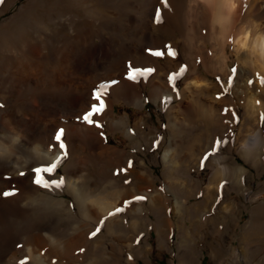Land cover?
I'll return each mask as SVG.
<instances>
[{
  "label": "rangeland",
  "instance_id": "1",
  "mask_svg": "<svg viewBox=\"0 0 264 264\" xmlns=\"http://www.w3.org/2000/svg\"><path fill=\"white\" fill-rule=\"evenodd\" d=\"M255 1H237L235 8L237 14L233 16L235 22L232 23L231 32L229 30L228 34L226 33L223 46L219 40H215L213 45L211 41L206 40L210 32L208 24L212 20L207 13L199 16L206 23H201L198 26L200 28L195 26V29L194 27L193 30L190 29L194 25L192 24L194 18L189 16V0L170 3L176 13L166 21L157 18V11L160 13L161 10L160 4L152 8L150 23L155 28L159 25L169 31L170 34L164 39V46L170 48V52L172 49L176 55L168 56L166 61L164 57H160V63H156L151 52L159 48L153 44V38H146L145 41L132 37L133 41L129 40L130 43L137 42L141 46V51L147 55L144 59L138 60L131 56L132 54L126 55L123 47H120V54L111 62L115 61L114 63L118 62L121 65L124 63L132 70V73H121L122 77L129 80L127 75L133 74L137 69L155 71L144 78L140 76L135 81L129 80L134 83L138 81L140 102L137 104L126 102L123 96L113 101L115 98L107 95L106 99L113 101L112 112L104 113L103 110L99 114L101 116L96 115L93 118L101 127L86 125L79 117L90 109L89 105L96 103L94 92L100 91L103 99L104 94H108L104 93V87L101 88L107 83L103 78L104 68L98 71L92 80L84 82L89 93V104L82 113L71 116L77 122L79 131L77 137L79 136L80 140L77 139L73 143L65 142L68 160L70 158L77 160L75 163L77 168L75 167L72 173L77 192L71 193L65 182L60 188L50 187L46 190L44 187H38L33 183V175L29 177L27 188H19L10 173L4 172L0 175L1 182H8L2 189L3 192H0V198L6 199L24 192H39L38 194L44 198L61 201L57 213L52 214L49 209L43 211V222L50 226L43 231L39 239H32L30 217L23 222L9 220L0 230L1 243L3 238L6 240L12 233H17L23 224L25 228L30 227L26 228L29 230H27L29 237L28 239L20 237L12 242L8 255L12 259L0 264H29L30 260L26 257L27 254L24 255L23 250L31 241L38 244V251L42 252L50 264H82L84 255L79 248L85 239L91 241L93 248L91 258H87L88 261L95 262L98 255L97 259L101 258L98 264H182L184 258L181 252L187 244L192 248L193 264L257 262L250 256L252 247L249 246L251 240L249 221L251 213L256 208L264 207V61L254 53L239 51L233 43L241 23L250 27L251 22L255 20L254 17L253 19L250 17L251 22L244 21ZM27 3L28 0H0V25H6ZM258 3L261 5L256 11L261 9L262 12V18L258 22L264 27V0H259ZM3 7L5 10L2 11ZM187 16L193 20L190 22ZM137 26L138 23H135L134 27ZM29 27L27 25L19 30L22 29L21 33L27 32L30 39L40 37L45 51L52 49L57 43L55 35L51 33L52 30L48 31L50 36L44 39L39 28ZM19 30L14 33L11 30L4 34L17 50L20 48ZM154 33L157 32L150 30L148 35L155 38ZM198 37L205 38L208 48ZM190 38L195 43L193 45L191 43V46L186 41ZM206 55L207 58H204ZM176 73L179 75H175L170 84L169 75ZM0 76L7 79L9 73L0 72ZM195 78L200 79L202 84L208 83L206 86L210 89L205 90L204 87L201 91L200 89L188 91L187 85L190 86L189 82ZM160 80L167 86L163 93L174 95L170 103L164 101L163 93L160 96L151 94L152 86L160 83ZM94 81H96L94 88H91L92 86L88 84ZM38 82L39 80L30 79L28 86ZM9 85L10 83H7V86ZM25 98L21 91L12 104L15 106L23 104L26 102ZM6 102L0 98V110L6 109L8 106ZM176 106L179 107L173 108ZM110 113L113 120L122 122L123 128L108 125ZM63 118L65 117H62V114L55 118L50 117L43 121L41 127L47 129L49 125L55 126L56 135L57 130L64 127V123L61 124ZM86 128H91V132ZM88 135L97 138L96 143L92 144L93 147L81 141ZM217 141L220 143L215 149L213 146ZM49 145L52 151L61 149L56 141ZM166 152L167 155L164 154ZM208 153L212 154L205 160ZM36 164L30 168L31 174L33 169L42 167ZM226 166L241 169L238 181L230 180L226 177L228 175H224L221 168ZM218 167L222 173L210 183V177ZM48 169L49 173L42 179L49 182L59 181L60 177L65 175L63 165L54 173L50 171V165ZM21 170L16 172V178L23 177L28 171ZM168 170L171 173L165 176ZM21 173L24 175L21 176ZM110 182L115 184V187L112 184L111 186ZM209 185L210 188H207ZM13 189L16 190L14 195L2 194ZM114 189L119 190L120 194L109 195ZM195 190L196 193H193ZM79 191L102 202H114L116 210L120 207L124 208V211L112 220L105 221L107 210L86 203L87 207L82 209L85 212L88 208V215L85 217L80 211L85 206L81 203L82 207H79L81 205L77 200L82 197ZM141 196L145 199L139 201L134 199ZM177 203L182 204L180 213L186 211L183 215L176 210ZM195 203H201V210L206 215L191 224L186 215L188 209L183 206ZM65 210L74 216L78 224L74 227L75 231H82V234L77 245L69 247L66 252H60L59 248L56 250L50 247L51 243L46 234L53 235L56 241L60 240L58 232L67 217L64 214ZM161 218H164L165 222H162ZM102 221V230L96 232ZM162 224H165V230L159 231ZM93 232H96L95 236L91 235ZM100 236L101 239L96 240ZM259 260L264 264V254L259 256Z\"/></svg>",
  "mask_w": 264,
  "mask_h": 264
},
{
  "label": "bare ground",
  "instance_id": "2",
  "mask_svg": "<svg viewBox=\"0 0 264 264\" xmlns=\"http://www.w3.org/2000/svg\"><path fill=\"white\" fill-rule=\"evenodd\" d=\"M189 1L190 13H188L190 15H188L196 20L194 21L187 16V19L190 22L193 20L192 24H194L190 29L193 30V27L195 29V26L198 27L201 23H206V21L199 16L207 13V15L211 16L212 20L208 24L210 32L206 40L211 41L212 45L215 40H219L220 45L223 46L224 39L226 38L225 36L228 34V31L232 29V23L235 19L233 16L236 13L235 8L238 0ZM258 1L259 0H256L252 4L248 16L244 21L248 23L252 17H254L255 20L252 22L250 21V27H248L249 25L247 24L244 25L241 23L234 36L233 43L239 51L254 53L258 58L264 61V27L260 26L258 22L262 18L261 9L259 10L260 12L256 11L261 5ZM173 2H177V0ZM173 2L172 0H28V3L20 13L14 15L6 25H0V38H4L0 39V72L9 73L7 79L0 76V98L8 102L6 109L0 110V175L4 172H8L12 175L13 180L17 183L19 188H27L29 177L33 175L31 174L32 171H30V168L34 163H38V165L42 166L40 168L44 166L48 168L50 165L51 171V166L57 158L65 156L58 166L60 167L63 165L65 171V175H62L59 181L62 180L65 182V186H67L71 193H74L73 191L77 192L75 188V178L72 176L77 160L74 158L68 160L67 151H65L66 153L62 152L61 149L52 151L49 144L55 142L53 139L55 136V126L49 125L47 129H42L41 125L43 121L45 122V120L50 119V117L55 118L62 114V117H65L61 120V124L64 123V127L62 126L64 130L62 136L63 143H67L68 141L73 143L77 141L79 137H77L79 132L76 124L77 122L75 118L71 116L74 114L77 116L79 113H82L86 105L89 104V93L87 89H85L84 82L88 79L92 80L93 76L103 68V78L104 81L107 82L104 84V93H108L104 94L106 105L104 113L108 111L112 112L113 101L121 96L129 103L137 104L140 102V91L137 89L138 81L137 83L135 82V84L129 81L130 79L127 80L122 77L121 74L123 72L132 73V70L128 68L129 66H125L124 63L121 65L116 62L118 63L116 64L114 63L115 61L111 62V60L120 54V47H123L126 55L132 54L131 56H134L138 60L144 59L145 56H147L146 53L141 51V46H139L137 42H129L132 37L141 38L145 41L146 38H153L152 40L155 47L157 46L159 50L161 49V51H164L167 48L164 46V39L167 38V35L170 33L162 26L157 25V28L152 26L150 23V15L152 13L151 11H153L152 8L160 4L161 10L159 18H161L162 21H166L176 13L175 10H173L174 7L171 6ZM3 10H5V7L2 8V11ZM135 23H138L137 28L134 27ZM27 25L28 27L30 26L29 28H39L44 35V39L50 36L48 31L52 30L51 33H53L57 39L55 46L45 51L40 37L30 39L27 37V32L21 33V30ZM19 28L22 29L19 30ZM11 30H13V33L16 30L20 31L18 41L20 44L19 50H17L16 47L13 48L9 39L4 37V34L6 32H11ZM150 30H155L157 32L154 33L156 35L155 38L153 35H148ZM199 38L202 39L204 46L208 48L205 44V42H207L205 38L198 37V39ZM133 39L131 41H133ZM140 40L138 39V41ZM141 41L143 42V40ZM186 41L189 45L191 43L192 45L195 44L192 38L186 39ZM163 57L165 61L168 60L167 55ZM147 58L148 57H146V59ZM204 58H207V55L204 56ZM208 59L210 58L208 57ZM216 59L217 58H215V60ZM153 60H155L156 63H160L161 61L160 57H155ZM139 77L140 76H138V78ZM142 78H144V76ZM30 79H32V81L39 80V82L34 83L33 86H28ZM201 82L200 79L195 78L189 82L190 86L187 85L186 89H188V91H190V89L193 91L200 89L201 91L204 87L205 90H208V88L210 89L209 86H206L208 83L202 84ZM7 83H10V85L7 86ZM95 83L96 81L93 83L90 82L88 85L94 88ZM165 88H167L166 83L160 80V83L152 86L151 94L153 96H160ZM21 91L26 96V102L15 106L12 102H14L15 97ZM107 95H111V97L115 99L110 102L109 98L106 99ZM172 98H174V95L163 93V99L166 103H170ZM178 107L179 106L173 108ZM110 117L112 118V120H110L111 118L108 119V125L110 127L119 126L123 128L122 122L113 120L112 113H110ZM86 130L91 132V128H86ZM89 132L87 133L89 134ZM1 133L5 135L2 137ZM96 139L88 135L84 137V141H81L87 144L89 143L90 146L93 147L92 144H94V142L96 143ZM105 151L106 149H104V152ZM102 152L100 153L101 155ZM164 154L167 155V152ZM21 169H27L28 171L23 177L16 178V172H20L19 170ZM221 169H223L225 176H229H226L228 179H232L235 182L239 180L241 174L240 168L226 166ZM221 169L218 167L211 175L210 183L219 177L222 173ZM170 173V170H168L165 172V176H169ZM38 177L42 179L39 173L37 174V178ZM7 183L6 181H0V192ZM111 184L112 182H110V185ZM113 186L115 187V184ZM33 188L35 187L33 186ZM207 188H210V185ZM38 193L24 192L23 194L6 199L0 198V230L8 224L9 220L23 222V220L30 217L32 239H39L43 231L50 226H46L44 224L45 222H43V211L49 209L52 214L57 213L60 210L61 201L44 198ZM79 193L81 192L79 191ZM118 193L120 194V191L114 189L109 195L117 196L116 194ZM193 193H196V190ZM77 200L79 205L82 203V205L85 206L80 209L85 217L88 213V208L85 212L82 209L87 207L86 203H92L101 209L107 210L105 211V221H110L118 216V214L109 216L114 212V209L116 210V203L114 202H102L98 198L83 194L82 197H79ZM82 205L79 207H82ZM181 205L182 204L177 203L175 206L179 213ZM201 206V203L185 204L183 206L188 209L186 215L191 224H193L195 220L198 221V219L205 217L206 214L201 210ZM184 213L180 214L183 215ZM64 214H66L67 217L63 220L61 229L58 232L62 239L60 238L59 241H56L53 235L51 236L49 233V235L46 234L51 243L50 247L56 250L59 248L60 252H66L69 247L77 245V241L82 234V231L79 232L74 229L75 225H78L76 224L74 216L72 217L69 211H66ZM161 221L165 222L164 218H161ZM249 222L251 236L249 246L251 245L252 247V254L250 256L257 261L255 264H262L261 260H259V256L264 254V207L256 208L251 213ZM26 228L25 224H23L22 228H20L17 233L11 234L9 237L11 239L6 238L5 240V238H3L2 243L0 242V262H6L12 259L8 256L10 254L11 245L13 244L12 242H15L20 237L28 239L29 228ZM159 229V231L165 230V224L160 225ZM14 235L16 236L12 238ZM99 239H101V236L96 240ZM31 242H29L23 250L24 255L27 254L26 257L30 260L29 264H50L42 252L38 251V244ZM90 243L91 241L85 239L83 243H81L80 248L78 247L80 251H83L82 254L84 255L82 264H98L101 262V258L97 259L98 255L96 256L95 262L91 260L88 261L87 258H91V252L93 250ZM191 251L192 248L190 244L183 247L181 253L184 259L182 264H193ZM89 253H91V255H89ZM93 258H95V256H93Z\"/></svg>",
  "mask_w": 264,
  "mask_h": 264
},
{
  "label": "snow or ice",
  "instance_id": "3",
  "mask_svg": "<svg viewBox=\"0 0 264 264\" xmlns=\"http://www.w3.org/2000/svg\"><path fill=\"white\" fill-rule=\"evenodd\" d=\"M157 18H159V11H157ZM170 48H166V50L161 51V50H154L151 52V54L155 57H163L165 55L169 56V57H173L176 55V53L171 49V52L169 50ZM154 69H137L133 74L127 75L128 78L130 80H135L138 76H145L151 72H154ZM175 75H179L178 73L176 74H170L169 77V83L171 84L172 80L174 79ZM105 86H101V88H103ZM94 96V100L96 101V103H93L90 106V109L88 111H86L81 117H79L80 120H82L85 124L88 125H94L97 127H101V125L98 123V121L94 120V116L99 115L100 113L103 112V110L105 109V100L103 99L101 92L100 91H96L93 93ZM64 134V130L60 129L57 130V134L53 137V139L57 142V144H59L62 152H65L66 149V145L65 143H63L62 140V136ZM220 141H217L216 144L213 146L215 149L217 148V146L219 145ZM66 153V152H65ZM212 153H208L205 156V160L207 159V157L209 155H211ZM65 158V156H61L58 157L57 160L54 162V164L51 166V172L54 173L58 166L61 164L62 160ZM204 164V160H202V166ZM40 174L41 177H44L45 175H47L49 173V169L47 167L45 168H38V169H33V183L36 184L38 187H44L46 190L50 187H55V188H60L63 185V181H56V182H49L48 180L45 179H37V174ZM24 175V173H21V176ZM16 192L15 189H13L10 192H5L2 193L3 195H14ZM135 200L139 201V200H144L145 197H135ZM125 203H129V202H125ZM124 211V208H118V210L112 212L109 216L112 215H116V214H120ZM103 227V221L101 222L100 226L97 227L96 232H99L100 230H102ZM96 232L91 233L92 236L96 235Z\"/></svg>",
  "mask_w": 264,
  "mask_h": 264
}]
</instances>
